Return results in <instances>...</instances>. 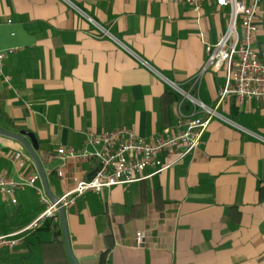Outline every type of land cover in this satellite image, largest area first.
Here are the masks:
<instances>
[{
    "label": "crops",
    "instance_id": "crops-1",
    "mask_svg": "<svg viewBox=\"0 0 264 264\" xmlns=\"http://www.w3.org/2000/svg\"><path fill=\"white\" fill-rule=\"evenodd\" d=\"M260 10L264 58V0ZM228 25L229 9L215 3L197 14L168 0H0V50L20 48L0 64V129L35 135L49 190L61 198L97 170L58 154L83 150L88 132L128 128L153 141L174 126L176 95L189 101L176 88L216 106L225 72L206 70L205 47ZM218 113L226 121H211L194 156L152 179L87 193L65 211L79 264H101L104 255V264H264V99L231 95ZM0 170L15 181L38 173L24 146L3 136ZM16 200L0 197V238L47 208L31 188ZM47 220L49 230L43 221L14 248H0V264H65L66 244H53L57 224L65 243L60 214Z\"/></svg>",
    "mask_w": 264,
    "mask_h": 264
},
{
    "label": "built area",
    "instance_id": "built-area-1",
    "mask_svg": "<svg viewBox=\"0 0 264 264\" xmlns=\"http://www.w3.org/2000/svg\"><path fill=\"white\" fill-rule=\"evenodd\" d=\"M168 1L189 6L197 14L202 12L206 4L212 3L220 9H229L227 31L217 44H207L205 47L208 57L206 70L225 72L226 83L216 106L209 108L189 93L176 88L184 99H188L193 105V111L186 115L182 111L181 103L174 126L166 128L153 141L141 138L134 130L128 128L100 133L88 132L83 150L62 148L58 154L64 161L73 158L82 162L94 161L98 164L97 170L89 180L76 179L75 188L58 198L56 203L52 202L44 188L39 186V173L23 176L21 181H15L5 171L0 170V197L10 199L16 204V193L31 188L36 190L47 207L42 216L23 232L0 238V248H14L20 242L17 238L21 234L39 228L46 219L59 221L60 207L65 211L75 207L78 198L87 193L99 195L105 189L152 179L194 156L203 144L211 121L215 118L226 121L218 110L229 96H236L241 103L264 99V58H260L256 49L257 37L261 31V0ZM18 51L20 48L0 50V64ZM13 160L20 170L26 168V161L21 153L15 154ZM58 175L60 178L64 177L63 168H59ZM136 237L137 243L142 245L144 234L138 233Z\"/></svg>",
    "mask_w": 264,
    "mask_h": 264
},
{
    "label": "water",
    "instance_id": "water-1",
    "mask_svg": "<svg viewBox=\"0 0 264 264\" xmlns=\"http://www.w3.org/2000/svg\"><path fill=\"white\" fill-rule=\"evenodd\" d=\"M0 136L10 138L12 140H16L24 146V148L26 149L28 154L31 156V158H32V160L36 166V169H37V171L41 177V180H42L43 185H44V189H45L48 197L51 199L52 202L56 203L58 201V198L53 196L49 190L45 171H44L42 164L40 162V159L37 155V151L39 150V144H38V140L35 137V135L32 133H26V132H20L19 134H14V133L7 132L3 129H0ZM60 217H61V223H62V229H63V233H64V238H65L67 253H68L70 259L72 260L73 264H79L77 262L75 256H74L73 252H72L70 236H69V232H68V228H67V222H66V214H65V210L62 207H60Z\"/></svg>",
    "mask_w": 264,
    "mask_h": 264
},
{
    "label": "trees",
    "instance_id": "trees-1",
    "mask_svg": "<svg viewBox=\"0 0 264 264\" xmlns=\"http://www.w3.org/2000/svg\"><path fill=\"white\" fill-rule=\"evenodd\" d=\"M177 101L182 102V108L185 112H192L193 111V105L189 101H183L182 98L179 95H176ZM45 228L46 230H49L50 227L52 226V222L50 220H45ZM43 229V228H41ZM54 229H58V238L53 242V244H61L62 247L65 249V243L63 240V235H62V230L60 227V224H57L54 226ZM105 255L102 257L101 264H104L105 260ZM65 264H73L72 260L69 258L68 254L65 252Z\"/></svg>",
    "mask_w": 264,
    "mask_h": 264
}]
</instances>
